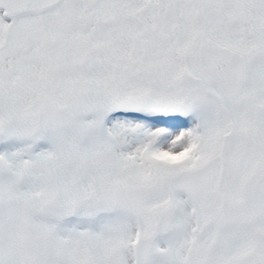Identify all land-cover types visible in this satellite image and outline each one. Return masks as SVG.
Listing matches in <instances>:
<instances>
[{"label":"snow or ice","instance_id":"snow-or-ice-1","mask_svg":"<svg viewBox=\"0 0 264 264\" xmlns=\"http://www.w3.org/2000/svg\"><path fill=\"white\" fill-rule=\"evenodd\" d=\"M0 264H264V0H0Z\"/></svg>","mask_w":264,"mask_h":264}]
</instances>
